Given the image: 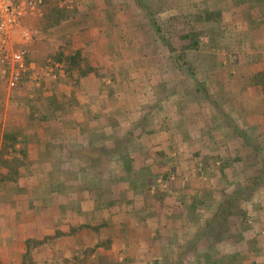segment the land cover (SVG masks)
<instances>
[{
  "label": "crops",
  "instance_id": "crops-1",
  "mask_svg": "<svg viewBox=\"0 0 264 264\" xmlns=\"http://www.w3.org/2000/svg\"><path fill=\"white\" fill-rule=\"evenodd\" d=\"M51 2L21 22L38 34L16 88L0 62V264H264V0H132V21L111 0H64L68 33L44 30ZM200 10L220 14L207 37L231 58L212 82L185 59L213 49L203 37L169 51L150 23ZM61 45L72 62L46 59ZM119 46L138 57L127 74ZM227 197L239 210L220 217Z\"/></svg>",
  "mask_w": 264,
  "mask_h": 264
},
{
  "label": "rangeland",
  "instance_id": "rangeland-1",
  "mask_svg": "<svg viewBox=\"0 0 264 264\" xmlns=\"http://www.w3.org/2000/svg\"><path fill=\"white\" fill-rule=\"evenodd\" d=\"M51 1H52L51 4H50L51 7L48 8V10H49V12H48L49 13V18L48 19H45L44 24H43L45 26V27H43L44 30L54 29V30H59V32H62V33L63 32L68 33L67 32L68 30H70V31L72 30L73 31L74 24H75V20L73 19V17L70 16V13H72V12H67L64 9V7L62 8V5H63L62 2L64 0H51ZM72 1H73L72 7H74L76 5L75 2L77 0H72ZM86 1H89V0H86ZM111 1L117 2V5H119V17H120V19H128L127 21H132L133 20V16H134L133 14H135V10L133 9L132 0H111ZM54 3L57 4L56 10H52L54 8V5H53ZM58 5H59V7H58ZM75 11L77 12V10H75ZM53 15H60V17H61L60 20L62 21V23L60 25H56V23L53 22V20H54L53 19ZM162 16H163V14H162ZM69 18H72V19L69 20ZM119 26H121V25H119ZM221 27L227 33V35H226L227 38L235 37V32H234L232 26L227 25V24H224V25H221ZM124 31H126V30H124ZM137 41H138V39H137ZM137 41L134 40L133 43L134 42L137 43ZM172 41L174 42L175 39H172ZM201 41L207 47H210V49H212V48L213 49L212 50H209L207 52L206 51H203L200 54H197L195 52L189 53L188 56L185 57V59L188 60V61H190L192 63V65H191L192 66V69H193V71H195L194 73L197 74V78L199 80L201 79L200 76H204V78H207L208 81L212 82V81H215V76L209 77L210 74H212V72L207 69V68H209L208 65L209 64H215V65L220 64L219 63V59H222V58H223V60H226V58H227V61H229V59H231L228 56L229 55V52H228V48L229 47H228V44H227V39H225V38H222V39L221 38L220 39L216 38V41H214V40H210L209 37L203 36V38L201 39ZM54 48H55V46H54ZM61 48L63 50H61ZM52 49L49 48V50H52ZM69 49L70 48H69L68 45H66V47H63L61 45L58 48H56V50H54L53 52L52 51L49 52L47 54L49 57H47L46 59H50V60H53L54 61V58L56 57L57 53H62L63 54L66 50L69 51ZM27 51H28V49H27ZM140 54L141 53H139V55ZM127 59H128V53L127 52H122L120 50V46H119V73H125V74H127V72H126V69L127 68L125 66L126 65L130 66L129 64L132 63V62L133 63L134 62L136 63L138 57L136 59L130 60L129 61L130 63L128 62V64H126V60ZM136 65L137 64H133L132 67H136ZM236 67H237V65H236ZM228 69H231V67L229 66L228 63H226V67L223 68V70L221 68L219 70H220L221 73L223 72L222 74L225 75L227 73ZM122 71H124V72H122ZM239 74H241V73H239ZM239 74L238 73L236 74V76L234 77V80H238V77H240ZM141 75L143 77L142 79L145 81V79L147 77L144 75V72H142ZM219 77H221V78H223V80H225V78H224L223 75L222 76L220 75ZM232 80H233V78H232ZM129 82H130L129 85L134 86L133 80H131ZM224 83H227V82H224ZM224 86L226 88V85H224ZM102 248H104V247H100V249H102ZM77 250H79V249H77ZM89 250H91V249H89ZM107 250L110 251V253L113 252L110 245H108ZM74 251H76V250H74ZM113 253L111 255H109L108 253L107 254H104V257H103L104 259H102V261L104 262V264H119V261L118 260L114 261L113 260L114 258L112 259L111 256H114Z\"/></svg>",
  "mask_w": 264,
  "mask_h": 264
},
{
  "label": "trees",
  "instance_id": "trees-1",
  "mask_svg": "<svg viewBox=\"0 0 264 264\" xmlns=\"http://www.w3.org/2000/svg\"><path fill=\"white\" fill-rule=\"evenodd\" d=\"M44 2L47 3V0H44ZM52 10H56V7L54 6ZM217 16H220V14L208 10H200L189 15L182 14L171 16L164 21L159 19L156 20L155 17H153V19L150 18V23L153 31L156 34V40L160 43V45L165 46L169 51L175 49L181 51L197 50L200 46V39L203 36H209L207 24L214 18H218ZM190 18H194V20L191 21ZM172 38H175V41L179 42V47L173 46L174 42L171 40ZM54 60L65 64L72 62L74 59H72L70 56L64 58L60 55H57ZM262 93H264V89ZM5 139L6 137L4 140ZM5 151L6 150H2L1 148V157L4 155ZM237 157L239 156L237 155ZM235 159L237 158L235 157ZM215 161L219 162V171H222L224 167L230 164V158L227 156L225 158L217 156V158H213L212 162L215 164ZM15 170L17 169L15 168ZM222 202L223 203H219V205H224L225 209L220 212V217H223L225 214H228L233 210H239V204L236 200H231L229 197H227L225 200H222ZM231 215L235 216L233 214ZM233 218H235L237 221L240 220V224L244 223L245 217L242 216L241 213L237 214V216ZM223 224L225 225L224 221L221 222V225Z\"/></svg>",
  "mask_w": 264,
  "mask_h": 264
},
{
  "label": "built area",
  "instance_id": "built-area-1",
  "mask_svg": "<svg viewBox=\"0 0 264 264\" xmlns=\"http://www.w3.org/2000/svg\"><path fill=\"white\" fill-rule=\"evenodd\" d=\"M43 0H0V51L1 63L12 65L7 79L9 88H16L28 70L25 61L27 47L34 41L38 31L23 27L24 19L42 14ZM17 34L18 42L14 47L13 35Z\"/></svg>",
  "mask_w": 264,
  "mask_h": 264
}]
</instances>
